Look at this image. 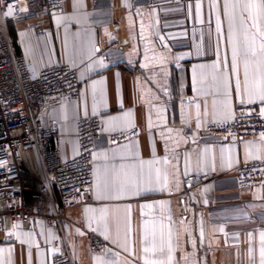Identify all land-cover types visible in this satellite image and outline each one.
Instances as JSON below:
<instances>
[{"label": "crops", "instance_id": "crops-1", "mask_svg": "<svg viewBox=\"0 0 264 264\" xmlns=\"http://www.w3.org/2000/svg\"><path fill=\"white\" fill-rule=\"evenodd\" d=\"M64 1L53 16L33 4L36 17L6 21L4 29L34 71L76 65L80 99L32 104L31 113L61 131L64 159L78 154V118L101 117L93 200L68 210L59 227L38 216L32 228H19L16 241L0 238V264H51L65 252L75 264H169V255L170 264H260L264 184L239 185L235 167L264 159V140H228L206 130L209 123L232 120L241 103L231 74L225 0ZM233 33L243 40L238 20ZM213 65L231 76L230 107ZM238 70L243 79L242 57ZM135 127L137 136L108 139ZM204 174L212 177L199 181ZM92 231L107 241L104 249L91 250Z\"/></svg>", "mask_w": 264, "mask_h": 264}, {"label": "built area", "instance_id": "built-area-1", "mask_svg": "<svg viewBox=\"0 0 264 264\" xmlns=\"http://www.w3.org/2000/svg\"><path fill=\"white\" fill-rule=\"evenodd\" d=\"M36 3L42 4L48 16L65 8L64 0H0V238L13 241L18 239L19 228H32L35 217L41 216L50 226L59 227L68 210L93 200V154L103 136L100 116L78 118V154L64 159L58 143L61 131L32 116V104L76 101L82 93L74 62L36 72L24 55L16 54L4 23L36 17L31 8ZM10 8L12 14L7 15ZM36 32L43 34V27L38 25ZM234 112L232 120L209 123L206 130L220 138L239 141L264 133V116L258 104L238 103ZM139 133L135 127L112 133L108 139L119 143ZM52 142L56 144L52 146ZM235 175L242 186L264 184V159L239 163ZM211 177L204 174L198 179ZM89 244L92 251H100L107 241L92 231ZM51 264L75 262L65 252L54 256Z\"/></svg>", "mask_w": 264, "mask_h": 264}, {"label": "snow or ice", "instance_id": "snow-or-ice-1", "mask_svg": "<svg viewBox=\"0 0 264 264\" xmlns=\"http://www.w3.org/2000/svg\"><path fill=\"white\" fill-rule=\"evenodd\" d=\"M199 10V4L197 5ZM224 9L229 19V42L231 44V74L235 77V92L240 97V102L254 103L259 100L264 103V0H225ZM26 10V9H24ZM10 8L7 15L12 14ZM239 22V30L243 34V40H239L234 36L233 29L235 21ZM220 30L219 20L217 22V31ZM255 30V31H253ZM259 36V41L257 40ZM98 51V49H97ZM243 58V79L240 78L238 70V59ZM103 66V61L98 62ZM89 66V70L91 69ZM203 67V66H201ZM216 70L213 79L217 81L218 85L222 84L224 89V96H230L231 76L227 70L221 71L217 65L212 66ZM195 81V69H193ZM102 83V82H100ZM229 107H230V102ZM95 114V107L93 109ZM126 116H131V113H126ZM261 115L264 116V109L261 110ZM114 120L116 118H113ZM151 123V121H150ZM197 126L199 127V105H197ZM261 139L264 140V133L261 134ZM256 158H259L258 156ZM111 178H105V184L110 182ZM167 177L165 176V181ZM119 198V197H115ZM150 207V205H145ZM223 231V228L220 229ZM203 235V230H201ZM171 228L168 230V252H172L171 245ZM107 238V237H106ZM251 239V233L249 234ZM147 239V235H145ZM260 264H264V232L260 233ZM155 248V242H153ZM148 252L149 249H143ZM160 252L164 251L163 246L159 248ZM251 253V248L249 249ZM99 259V258H98ZM171 262V255H169V264ZM147 264V262H146Z\"/></svg>", "mask_w": 264, "mask_h": 264}]
</instances>
